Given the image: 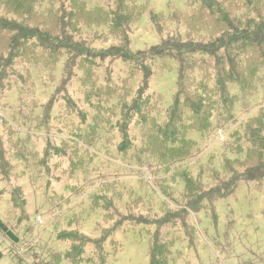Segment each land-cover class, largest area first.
Wrapping results in <instances>:
<instances>
[{
    "label": "trees",
    "instance_id": "trees-1",
    "mask_svg": "<svg viewBox=\"0 0 264 264\" xmlns=\"http://www.w3.org/2000/svg\"><path fill=\"white\" fill-rule=\"evenodd\" d=\"M67 2L66 8L71 10L67 21L63 19V14L57 7L59 0L0 2L1 111L8 113L14 122H18L19 118L34 124L41 122L40 131H46V134L53 130H66L84 141H89L91 138L101 137L102 133L110 132L113 128L118 129L117 125L127 132L130 121L133 122L130 113L137 114L136 107L138 111L150 108L157 116L149 121L150 132L146 139L144 138L146 143H130L129 136L124 137L123 143H119L117 147L122 161L144 152L150 155L154 162H159L167 174L172 166H176L173 174L180 184L185 183L183 196L190 198L187 204L194 201L202 204L205 201L207 206H210V211L215 210L214 204L218 201L235 196L239 184L244 181L253 183L254 188L259 191L264 189V108L255 111L250 119L238 126V134L243 135L242 143H245L246 147H238V151L244 153L245 159L225 161V167L232 166V169L228 168L230 178L227 180H233L236 174L239 176L231 185L230 193L219 190L217 197L213 195L209 198L207 192L201 197L197 196L195 191L202 192L203 187L197 185L193 172L199 171V168L202 170V166L197 165L198 161H195L194 167L190 166L191 164H187V167L177 166L178 162H188L186 159L193 158L195 155H190L199 150L200 143L189 137L191 133L198 134L201 140L206 134L213 133L219 103L215 100L217 96L224 104L227 100L228 114L236 113L237 106H243L245 111L250 110L253 99L264 97V0H186L185 12L174 11L168 19L162 13H154L149 9L152 25L161 36L160 45L147 49V63H141L142 69L135 66L130 74L126 72L125 77H119L117 81L113 70L116 61H121L126 67L135 62L139 63L137 55L132 52L129 34L144 11L132 14L127 6H123V0H106L105 3L99 2V13L91 14L89 10L93 5L90 0ZM37 4L43 6L38 8ZM248 12L251 13L247 14ZM171 18L178 24L173 31L169 30L168 25ZM104 28L107 33H103ZM112 32L118 35L117 39L121 37L122 45L116 42L112 44ZM99 40L107 42L103 44L105 49L93 48L94 43ZM60 44L62 47H59ZM60 62L63 63L62 77L55 92L46 101L32 98V80L25 64L37 67L38 64L45 65L39 68L49 71L53 77ZM165 71H175L177 74L173 103L166 110L162 107L159 95L155 94L158 98V101H155L151 100L153 96L150 93V84L154 77L163 75ZM137 78H140V82L135 87L133 82ZM190 78H193V81ZM102 81H106V84H102ZM211 84H214L215 88L211 87ZM62 85L67 92L68 102L58 99ZM75 85H78V90L74 91V95L71 89ZM16 87L21 99H31L30 104L24 108L7 102ZM78 95L80 96L77 98ZM163 113L166 115V121L160 123ZM64 115L66 116L63 118ZM0 130L3 137H0V142L4 143L5 147L10 146L9 143L13 140L14 143H20L15 139L13 128L2 117ZM248 131L254 132V136L245 139V134L242 133ZM101 141L99 142L104 143V146L101 149L95 146L96 153H101L107 146L104 140ZM140 145L142 147H139ZM67 147L68 152L61 157L56 154L50 157L46 152L47 161L56 157L71 162L74 154L68 143ZM12 153L11 149H5L1 155L4 162L0 164V170L7 169L3 168V165L12 167L8 170L10 179H13L15 165L7 157L12 158ZM58 154L62 152L58 151ZM97 157L94 154L92 160ZM253 162L255 164L251 166ZM255 166L261 167L257 170L260 173L258 176L255 171L252 172ZM215 177L218 183L225 178L218 173H215ZM21 190L23 191L22 188ZM103 192L104 197L117 201L121 207H124L125 199H131L129 190L120 185L108 186ZM99 200L97 199L96 203ZM12 201L14 202L13 196ZM21 202L22 205L25 204L24 200ZM164 204L166 208L167 204ZM15 205L19 204L15 202ZM156 211L155 208L146 211L150 218L154 217L148 224L157 229L154 234L157 240L151 247L150 264H169V244H163L160 238L168 235L170 229H182L188 235L187 229L191 232L195 228L187 224V221L191 224L190 212H187L184 222L177 218L167 219L161 226L163 219L166 220L168 216L181 210L172 212L170 207L160 209L158 212L163 218L160 220L157 219ZM176 222L181 224L176 227ZM0 229L16 239L13 231H9L1 221ZM80 238L86 239L84 235Z\"/></svg>",
    "mask_w": 264,
    "mask_h": 264
},
{
    "label": "rangeland",
    "instance_id": "rangeland-1",
    "mask_svg": "<svg viewBox=\"0 0 264 264\" xmlns=\"http://www.w3.org/2000/svg\"><path fill=\"white\" fill-rule=\"evenodd\" d=\"M99 2L105 3L106 0H90L93 5L89 10L91 14L100 12V9H97L101 7ZM123 2V6H127L132 14L141 10L144 13L129 34L132 52L137 55L139 63H128L126 67L121 61H116L113 66L116 81L119 77H125L126 72L130 74L135 66L142 69L141 63H147V49L160 45L161 36L155 31L148 10L162 13L168 19L174 11L185 12L187 9L186 0ZM56 4L63 14V19L67 21L71 13V10L66 8L67 0H59ZM37 6L41 8L43 5ZM168 25L171 31L178 26L173 18ZM107 32L104 28L103 33ZM113 32L110 36V39L114 40L112 44L116 42L122 45L121 37L117 39L118 35ZM85 36L88 37L87 34ZM61 43L67 44L64 41ZM106 43L99 40L94 43L93 48L105 49L103 44ZM59 47H62V44ZM61 62L55 68L53 77L49 71L39 68L45 65L38 64L37 67L25 64L32 80V98L46 101L55 92L62 77ZM165 72L154 77L150 84V93L153 96L151 100L155 101H158L156 95H159L162 107L166 110L173 103L177 74L175 71ZM190 80L193 81V78ZM139 82L140 78L135 79L134 86L137 87ZM103 83L105 85L106 81H102ZM212 86L214 84H211ZM63 87L62 85L59 88L62 90L57 96L60 101L68 102L67 92ZM75 90H78V85L71 89L74 95ZM222 95L224 97L223 93ZM30 100L21 99L16 87L7 102L24 108L30 104ZM215 100L219 103L213 133L206 134L203 140L198 134L191 133L189 137L200 143L199 150L190 155H195L193 158L186 159L188 162L177 164L186 167L191 164L190 166L194 167L195 161H198L197 165L202 166V170L199 168V171L193 172V178L198 183L196 184L203 187L202 192L195 191L199 197L204 192L211 198L213 195L217 197L219 190L227 194L232 191L231 185L239 176L236 174L233 180H227L230 178L228 168L232 169V166L225 167V161L245 159L244 153H239L238 147L246 149L245 143H242L243 135L238 134V126L250 119L255 111L264 108V97L260 96L253 99L252 109L245 111L243 106H237L236 113L228 114L227 100L225 104L219 96ZM111 101H114L113 96ZM135 109L137 114L130 113L133 122L130 121L127 132L117 125L118 129L113 128L110 132L102 133L101 137H94L89 141H84L66 130H53L46 134V131H40L41 122L34 124L22 118L14 122L8 113L0 109V117L13 128L15 139L20 141L14 143L13 140L7 147L0 142V164L4 162L2 153L5 149H11L12 158H7L15 165L13 179L8 178V170L12 168L10 165H3L2 167L7 169L0 170V221L16 236V239L11 238L0 229V264H150L151 247L157 240L154 236L157 229L148 224L154 217L150 218L146 211L155 208L157 219L160 220L163 218L158 210L168 207L172 212L181 211L168 216L166 220L163 219L161 226L167 219L177 218L184 222L187 212H190L191 224L188 221L187 224L195 228L191 232L187 229L190 237L182 229H170L168 235H164L162 231L164 236L158 238L163 244H169V264H264V189L259 191L254 188L253 183L244 181L239 184L235 196L218 201L214 204L213 211L209 210L210 206H207L205 201L202 204L199 201L187 204L190 198L183 196L185 183L180 184L173 174L176 166H172L167 174L159 162H154L151 156L144 152L121 160L118 144L123 143L126 136H129L130 143H146L144 138L146 139L150 132L149 121L157 116L150 108H146V111H138L137 107ZM159 121H166L164 113ZM242 134H245V139L254 136L252 131ZM0 137L3 139L1 134ZM103 140L107 143L106 149L96 153L95 146L101 149L104 143L99 141ZM111 141L113 143L110 144ZM67 143L72 147L70 150L74 154L71 162L56 157L47 161L46 152L50 157L53 154L59 157L66 155L69 150ZM262 147L264 148V143ZM202 149L204 151H201ZM58 151L62 154H58ZM94 154L98 157L92 160ZM253 164L255 162L251 163V166ZM259 168L261 167L255 166L252 170L256 172V176L260 174L257 172ZM215 173L225 178L218 183ZM113 185H120L129 190L131 199H125L124 207L116 203L117 201L103 196L105 193H102V190ZM97 199L100 200L96 203ZM23 200L24 205L21 202ZM15 202L19 205H15ZM164 203L168 205L166 208ZM200 210L202 211L199 213L195 212ZM180 224L176 222L175 226ZM82 235L86 239H81Z\"/></svg>",
    "mask_w": 264,
    "mask_h": 264
},
{
    "label": "built area",
    "instance_id": "built-area-1",
    "mask_svg": "<svg viewBox=\"0 0 264 264\" xmlns=\"http://www.w3.org/2000/svg\"><path fill=\"white\" fill-rule=\"evenodd\" d=\"M41 222V221H40Z\"/></svg>",
    "mask_w": 264,
    "mask_h": 264
}]
</instances>
